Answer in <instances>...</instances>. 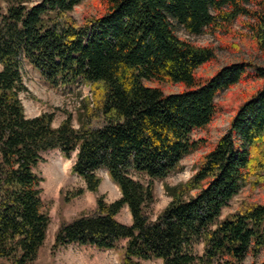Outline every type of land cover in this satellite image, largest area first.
<instances>
[{
  "label": "trees",
  "instance_id": "obj_1",
  "mask_svg": "<svg viewBox=\"0 0 264 264\" xmlns=\"http://www.w3.org/2000/svg\"><path fill=\"white\" fill-rule=\"evenodd\" d=\"M90 1L95 15L84 12L80 23L69 13L81 0H5L0 11V259L30 264L44 241L48 218L33 168L51 150L74 153L70 170L86 191L96 192L102 169L120 193L111 203L99 195L91 212L62 220L52 249L76 244L106 251L125 240L120 264L256 259L264 253V204L244 200L220 216L246 186L264 190V65L242 59L199 76L198 69L215 62V50L181 40L176 29L210 34L230 53H240L238 43L262 53L264 0ZM22 61L50 87L89 88L77 128L69 116L53 128L49 113L23 115ZM256 80L263 82L241 94L214 144L191 138L228 109L218 94ZM145 82L182 89L164 94ZM205 148L186 182L164 186L171 201L151 219L152 181L178 172L185 157ZM123 207L131 225L116 219ZM249 264H264V257Z\"/></svg>",
  "mask_w": 264,
  "mask_h": 264
},
{
  "label": "rangeland",
  "instance_id": "obj_2",
  "mask_svg": "<svg viewBox=\"0 0 264 264\" xmlns=\"http://www.w3.org/2000/svg\"><path fill=\"white\" fill-rule=\"evenodd\" d=\"M5 6V0H0V11H4ZM94 10L90 0H81L78 5L72 8L69 15L77 23H80L84 12L95 15ZM176 35L181 40L192 44L214 48L216 54L215 62L198 69L197 73L199 76H211L221 67L242 59L246 61L252 60L255 64L264 65V52L254 53V51H250V49L237 41L234 42L238 43L241 48L240 53H230L221 49L219 42L210 34L194 36L187 34L181 28H177ZM20 75L25 91L19 93L18 98L25 117H35L41 113H49L52 115L51 127L55 128L69 116L72 128L78 127L79 120L83 119L80 116L78 120L80 105L84 98L91 101L88 87L80 84L68 87H50L26 61L21 62ZM262 82V80H256L238 84L232 89L224 90L218 94L216 101L224 103L228 106V109L218 115L205 130H194L191 133V138L194 140L207 139L211 144H214L227 130L234 109L242 101L240 99L241 94L250 95ZM145 85L158 87L164 94H175L182 89L179 85L163 83L145 82ZM205 151H207V148L193 152L180 162L178 172L171 173L164 179H154L152 181L154 202L146 208V212L151 219H154L171 201V198L164 191V186H176L186 182L196 171L194 166L196 160ZM73 161L74 153L64 157L57 150H51L41 153L40 161L33 168L35 175L41 179L38 184L39 198L48 218V225L44 241L35 259L30 264H120L125 240L119 241L117 247L113 250L106 251L76 244H68L52 249L54 232L62 220L69 222L82 213L91 212L95 206V199L99 195L103 197L105 203H111L120 197L118 188L109 181L105 171L102 169L96 171L97 177L100 178L96 192L86 191L83 182L70 170ZM134 178L143 183L148 182V178L144 175H136ZM77 190H82V192L79 195L70 196ZM244 200L251 203L264 204V190H250L246 186L229 202L227 207L222 209L220 219L234 212ZM116 219L124 225H131L132 223L126 207L119 211ZM195 250L198 255H201L202 245L197 244ZM263 257L264 253L260 254L256 259L249 257L244 264H249L253 261L258 262ZM0 264L10 263L7 260L0 259ZM141 264H161V262L159 260H149L143 261Z\"/></svg>",
  "mask_w": 264,
  "mask_h": 264
},
{
  "label": "crops",
  "instance_id": "obj_3",
  "mask_svg": "<svg viewBox=\"0 0 264 264\" xmlns=\"http://www.w3.org/2000/svg\"><path fill=\"white\" fill-rule=\"evenodd\" d=\"M130 221V220H129Z\"/></svg>",
  "mask_w": 264,
  "mask_h": 264
}]
</instances>
